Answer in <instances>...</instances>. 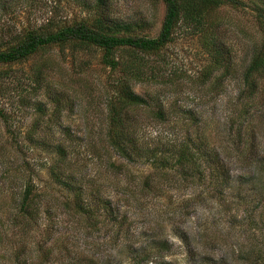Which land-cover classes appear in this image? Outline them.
Returning a JSON list of instances; mask_svg holds the SVG:
<instances>
[{"label":"rangeland","instance_id":"374dc122","mask_svg":"<svg viewBox=\"0 0 264 264\" xmlns=\"http://www.w3.org/2000/svg\"><path fill=\"white\" fill-rule=\"evenodd\" d=\"M236 1L180 23L172 41L144 55L140 80L128 82L147 104L126 108L119 126L111 105L137 53L118 50L112 69L98 46L67 43L0 63V264H264V69L255 90L246 82L264 49L255 9L264 15V0ZM107 2L109 18L132 24V34H159L164 0ZM94 6L0 0V49L51 21H91ZM117 129L140 151L158 146L167 164L120 155L110 143ZM185 143L194 165L172 157ZM54 171L98 212H80ZM28 182L40 196L25 216Z\"/></svg>","mask_w":264,"mask_h":264},{"label":"trees","instance_id":"16d2710c","mask_svg":"<svg viewBox=\"0 0 264 264\" xmlns=\"http://www.w3.org/2000/svg\"><path fill=\"white\" fill-rule=\"evenodd\" d=\"M228 2H238L236 0H164L165 4V16L162 22L160 32L157 36L151 37L148 35L132 34L134 29L130 23L121 24L112 21L109 18L110 8L107 0H96V6H94L97 16L91 21L86 19L65 21L62 22L56 29H52L53 22L46 24L40 30L24 33L22 37L17 39L15 43L8 46L7 49H0V63H12L27 59L31 55L35 54L39 49H42L51 45H64L67 43H80L83 45H96L103 50L102 60L105 65L110 66L112 69L119 67L120 61L117 59V51L120 49H129L132 51V56L135 53L136 60L128 65H125V70L128 77L120 83V89L118 92L120 105H111L112 114H114L113 120L117 122L116 125L123 124L121 121V115H123L126 108L130 106H141L147 104V100L141 95L132 90L128 80L136 78L140 80L141 76H138V71L143 68L144 55L148 53H154L160 50L168 42L172 41L176 27L182 23L197 24L206 18L207 11L210 8L220 7ZM255 2V0H254ZM255 9L258 11L259 19L264 23V15H262V8L259 3L255 2ZM264 28V24H263ZM264 30V29H263ZM264 69V49H258L251 63L248 66L246 72V82L249 87V91L255 90L256 77ZM136 76V77H135ZM155 114L160 117H165V110L163 107H159ZM120 129L116 131H110V143L114 149H116L120 155L125 158H141L142 155H147L148 159L159 160L161 164L165 165L169 160L163 152L159 151L158 146L145 147L146 150L138 146V139L128 140L121 136ZM148 144V143H147ZM186 149V150H182ZM182 150L178 155H172L180 163L196 164V152L192 150V147L185 143ZM145 150V151H144ZM199 150V149H198ZM191 157V158H190ZM186 161V162H185ZM222 168V166H221ZM57 175L59 184L67 188L73 195L74 204L80 212L96 213L101 208L97 203L96 205H90L89 200L86 199V191L82 186L74 185L75 183L67 181L60 176L58 171H54ZM222 174V173H220ZM219 174H217L218 176ZM216 176V175H214ZM218 178V177H217ZM36 185L30 182L26 183L23 187L22 195L20 198L19 213L23 215H31L36 211V204L38 203L39 196L35 193ZM104 202L103 200L101 203ZM109 202L106 201L101 206L105 208L109 214L112 213V209L108 208ZM98 205V206H97ZM110 206V205H109ZM21 211V212H20ZM20 214V215H21ZM113 214V213H112ZM153 254L152 248L150 251L143 255V259L151 258ZM155 254V253H154ZM139 259V258H138ZM137 260V259H136ZM139 263V262H138ZM158 264V263H156ZM167 264V263H165Z\"/></svg>","mask_w":264,"mask_h":264}]
</instances>
